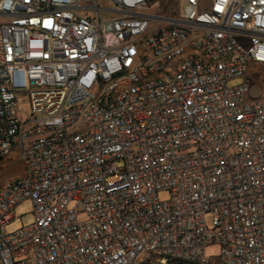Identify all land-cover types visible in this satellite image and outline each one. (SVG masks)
<instances>
[{"label": "built area", "instance_id": "2783aa9c", "mask_svg": "<svg viewBox=\"0 0 264 264\" xmlns=\"http://www.w3.org/2000/svg\"><path fill=\"white\" fill-rule=\"evenodd\" d=\"M106 1L0 0V264H264V0Z\"/></svg>", "mask_w": 264, "mask_h": 264}, {"label": "rangeland", "instance_id": "374dc122", "mask_svg": "<svg viewBox=\"0 0 264 264\" xmlns=\"http://www.w3.org/2000/svg\"><path fill=\"white\" fill-rule=\"evenodd\" d=\"M101 4L107 5L106 0H99ZM163 7H166L167 10H173L178 8V0H160V9L162 10ZM110 17H114V15H109ZM264 71V69H263ZM251 76L257 80V87H259L264 94V79L258 78L257 75L251 74ZM242 80H235L230 83V85H236L241 83ZM18 107L19 112L22 117H27L30 114V104L27 97L20 93L18 95ZM15 155L6 159L3 162H0V185L13 181L24 174V166L22 162L18 159V156L14 152ZM161 200H169L171 198L169 192H161L159 195ZM17 218L12 221V223L8 226V232L17 231L23 227H27L34 223L35 216L33 213V204L30 201H26L23 204L19 205L16 209ZM85 216L82 215L80 219H84ZM208 218V222H210V217ZM220 247L218 244L211 245L206 250V255L210 257H216ZM143 264H165L161 259L157 257H151L148 259H144Z\"/></svg>", "mask_w": 264, "mask_h": 264}, {"label": "trees", "instance_id": "16d2710c", "mask_svg": "<svg viewBox=\"0 0 264 264\" xmlns=\"http://www.w3.org/2000/svg\"><path fill=\"white\" fill-rule=\"evenodd\" d=\"M158 1H160V0H148V2L150 4H154V3L158 2ZM162 11H167V8L163 7ZM167 264H201V263H185V262L179 261V260H172V261H169ZM211 264H215V263H211Z\"/></svg>", "mask_w": 264, "mask_h": 264}]
</instances>
